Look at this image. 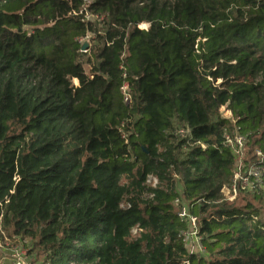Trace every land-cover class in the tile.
Returning a JSON list of instances; mask_svg holds the SVG:
<instances>
[{
  "label": "trees",
  "instance_id": "trees-1",
  "mask_svg": "<svg viewBox=\"0 0 264 264\" xmlns=\"http://www.w3.org/2000/svg\"><path fill=\"white\" fill-rule=\"evenodd\" d=\"M235 129L264 152V0H0V232L42 264H264Z\"/></svg>",
  "mask_w": 264,
  "mask_h": 264
},
{
  "label": "built area",
  "instance_id": "built-area-1",
  "mask_svg": "<svg viewBox=\"0 0 264 264\" xmlns=\"http://www.w3.org/2000/svg\"><path fill=\"white\" fill-rule=\"evenodd\" d=\"M122 92L125 96V102L129 103L131 96L129 94L128 84H124ZM221 111H225L228 115H231V112L226 107H222ZM178 134L183 138L191 137L189 129L179 131ZM248 141V137L240 133L238 129L231 132L226 130L224 133V144L231 150L235 157L232 181L222 190L223 196L227 200L234 199L242 189L254 192L264 185V152L256 148L248 156ZM146 183L152 188H156L159 180L155 176L150 175ZM226 191L230 193L228 197L225 196ZM175 204L178 206L179 218L187 226L182 232V239L187 251L190 254L204 255L205 248L202 243V236L200 235L198 218L190 212V208L186 203H181L179 198L175 200ZM136 232L137 229L135 228L133 233L135 234ZM26 254L27 252L23 248L14 247L10 254V264H28L26 262Z\"/></svg>",
  "mask_w": 264,
  "mask_h": 264
},
{
  "label": "rangeland",
  "instance_id": "rangeland-1",
  "mask_svg": "<svg viewBox=\"0 0 264 264\" xmlns=\"http://www.w3.org/2000/svg\"><path fill=\"white\" fill-rule=\"evenodd\" d=\"M87 19L92 20L95 18L92 17L91 15L87 14ZM140 27L141 28H148V23H143L140 25ZM91 37H92V35L90 34L88 37L81 40L82 45L85 43L87 44V49L85 51H88L89 48L91 47V45L93 44ZM87 61L88 60L86 57V59H85V70L87 73H90L91 67ZM75 83L78 84L77 81H75ZM221 114L223 117L231 118V115H228L225 111H221ZM183 130H186V128L178 127V128H176L175 134L182 137L180 134H178V132L183 131ZM249 151H250V147H248V149H247L248 156L250 155ZM173 176L177 180L178 190L180 192H182L183 186H182V183L178 180L179 177L175 174ZM228 195H230V193L228 191H226L225 196L228 197ZM263 196H264V194H263ZM224 199L227 200L225 197H224ZM14 247L23 248L27 252L26 262L28 264H42L41 259H39V260L36 259L37 258L36 254H35L36 252L30 253L31 242L29 240L14 239L12 237H9L6 233L3 234L1 232H0V264H10V254H11V250Z\"/></svg>",
  "mask_w": 264,
  "mask_h": 264
},
{
  "label": "water",
  "instance_id": "water-1",
  "mask_svg": "<svg viewBox=\"0 0 264 264\" xmlns=\"http://www.w3.org/2000/svg\"><path fill=\"white\" fill-rule=\"evenodd\" d=\"M86 49H87V44L85 43V44L82 45L81 50L85 51Z\"/></svg>",
  "mask_w": 264,
  "mask_h": 264
}]
</instances>
